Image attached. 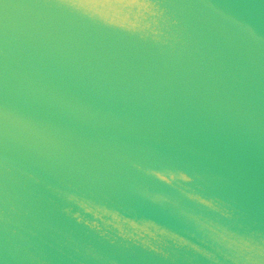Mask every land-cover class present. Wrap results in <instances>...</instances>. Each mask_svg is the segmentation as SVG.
Listing matches in <instances>:
<instances>
[{
    "label": "water",
    "instance_id": "water-1",
    "mask_svg": "<svg viewBox=\"0 0 264 264\" xmlns=\"http://www.w3.org/2000/svg\"><path fill=\"white\" fill-rule=\"evenodd\" d=\"M0 264H264V0H0Z\"/></svg>",
    "mask_w": 264,
    "mask_h": 264
}]
</instances>
